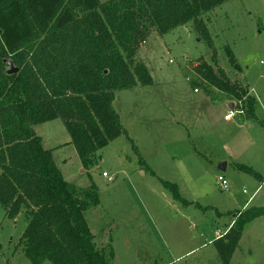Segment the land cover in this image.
Returning <instances> with one entry per match:
<instances>
[{
    "label": "rangeland",
    "instance_id": "1",
    "mask_svg": "<svg viewBox=\"0 0 264 264\" xmlns=\"http://www.w3.org/2000/svg\"><path fill=\"white\" fill-rule=\"evenodd\" d=\"M203 17L219 66L254 96L264 124V0H229ZM227 47L240 70L230 62ZM136 48L154 82L117 92L114 106L131 141L126 135L112 141L99 151V163L83 171L77 150L65 143L71 135L62 119L38 124L36 131L45 135L46 146L48 140L64 143L56 160L72 186L86 189L92 181L99 186L100 204L85 216L98 246L114 252L110 264H224L209 241L220 239L217 231L231 230L243 199L259 185L246 209L264 205V180L259 183L235 164L264 176V125L252 118L224 121L230 102L245 109L247 99L219 91L196 73L204 61L216 66L213 49L194 23L164 36L152 28ZM246 109L240 121L249 118ZM224 155L230 156L224 160L231 189L222 191L216 170ZM160 179L179 184L182 196L199 204L186 208ZM26 226L24 211L9 219L0 206V264H33L20 244ZM241 238L229 264H264V217L247 225Z\"/></svg>",
    "mask_w": 264,
    "mask_h": 264
},
{
    "label": "trees",
    "instance_id": "2",
    "mask_svg": "<svg viewBox=\"0 0 264 264\" xmlns=\"http://www.w3.org/2000/svg\"><path fill=\"white\" fill-rule=\"evenodd\" d=\"M227 1L0 0V206L9 219L24 211L27 226L20 244L30 262L110 264L114 257L95 242L85 216L100 204L99 186L93 181L86 189L72 186L34 126L62 119L87 171L112 141L122 135L131 141L114 101L119 91L153 84L136 48L152 28L164 36L194 23L213 49L216 66L204 61L196 73L240 101L246 96L249 118L258 120L254 96L219 66L203 17ZM226 52L240 70L231 48ZM9 62L16 73L9 74ZM237 168L262 179L248 165ZM160 182L174 200L192 204L178 184ZM262 216L264 205L245 209L214 242L224 264L233 258L246 226Z\"/></svg>",
    "mask_w": 264,
    "mask_h": 264
},
{
    "label": "crops",
    "instance_id": "3",
    "mask_svg": "<svg viewBox=\"0 0 264 264\" xmlns=\"http://www.w3.org/2000/svg\"><path fill=\"white\" fill-rule=\"evenodd\" d=\"M235 105V103L234 102H230L229 103V105H228V107H232V106H234ZM256 106H257V104H256ZM256 108V107H255ZM256 110H257V108H256ZM228 113V111L227 112H225L224 113V116L226 115ZM174 113H172V118H173V121L175 122V123H178L179 122V119L176 117V116H174L173 115ZM224 116H223V119H224ZM256 116H257V118H258V120H256V122L257 123H259V124H261L262 126L264 125L263 124V122H262V120H261V118L259 119V117H258V115L256 114ZM239 118L240 117H236V118H234L232 121H226V120H224L225 122H228V123H232V122H234L235 121V119H237L236 121H238V123H241V122H244V121H247V120H251V118H247L246 120H239ZM55 121V120H54ZM51 122V121H50ZM37 125L36 126H34V131L37 133V134H39V135H41L42 136V138H43V146L45 147V148H47V149H52V150H54V158H55V161H56V163H57V152L59 151V149L61 148V146L64 144V143H62V142H59V143H57V144H53V141L51 142V140H48V145L49 146H46L45 145V143H44V141H45V135L43 134V133H41V132H37L36 131V129H37ZM70 142H71V139L70 140H67L65 143L66 144H70ZM206 152H207V150H205ZM206 155V154H205ZM228 157H230V156H225L224 155V157H221V158H219L220 160H224V158H226V159H228ZM208 158V160H209V162L211 163V165L213 166V160H212V157H207ZM211 158V159H210ZM218 159V160H219ZM228 160H230V159H228ZM228 160H224V161H222V162H219V164H220V167H217V174L218 175H220V174H223V175H225L226 177H227V175H226V173H227V171H228V169H229V167H230V165H229V163H228ZM235 164H236V167H237V164L238 163H236L235 162ZM250 167H252V166H250ZM252 168H254V167H252ZM83 171H85V169H82ZM257 171V170H256ZM156 172V171H155ZM258 172V171H257ZM259 173V172H258ZM260 174V173H259ZM261 175V174H260ZM262 176V179H261V181H259V183H261L263 180H264V176L263 175H261ZM227 179H228V177H227ZM229 180V179H228ZM179 185V184H178ZM179 187H180V185H179ZM244 188H246L245 186H244ZM243 188V189H244ZM181 189V188H180ZM260 190H261V185H259V186H257V188L255 189V191H254V193L252 194V195H254V199L256 198V196H257V194L260 192ZM245 197V196H244ZM184 198V197H183ZM185 199V198H184ZM189 200V199H188ZM192 204H189L188 206H185V205H183L182 203H180V204H182L183 206H185L186 208H188V207H191L192 205H196L197 203H199V202H195L194 200H189ZM243 201L245 202V204H246V201H245V198L243 199ZM245 204L243 205V207L241 208L242 210L241 211H243V209H244V206H245ZM259 207H260V205H258ZM22 215V214H21ZM24 219H25V221H26V215L24 214ZM26 223H27V221H26ZM209 243H214V241L213 240H210L209 241Z\"/></svg>",
    "mask_w": 264,
    "mask_h": 264
},
{
    "label": "built area",
    "instance_id": "4",
    "mask_svg": "<svg viewBox=\"0 0 264 264\" xmlns=\"http://www.w3.org/2000/svg\"><path fill=\"white\" fill-rule=\"evenodd\" d=\"M244 113H245V109H243L242 105L239 106L238 104H235L234 106L229 108L228 113L224 116V120L232 121L234 118L239 117V116H241V114H244ZM103 175L107 177L108 173L104 172ZM217 183H218V185L222 191L231 189V183H229V180L223 174H220L217 176ZM243 193L244 194L248 193L247 188L243 189ZM253 197H254V195H252L250 197L247 195L245 197L246 204L244 206V209H246V207L248 206V203H250L253 200ZM244 209H243V211H244ZM216 235H217L216 239H219V238L224 237L226 234H223V233L220 234L219 231H217Z\"/></svg>",
    "mask_w": 264,
    "mask_h": 264
},
{
    "label": "water",
    "instance_id": "5",
    "mask_svg": "<svg viewBox=\"0 0 264 264\" xmlns=\"http://www.w3.org/2000/svg\"><path fill=\"white\" fill-rule=\"evenodd\" d=\"M9 67H10V70L8 71L9 74H13V73H16L18 71V69L14 67L13 62H9Z\"/></svg>",
    "mask_w": 264,
    "mask_h": 264
}]
</instances>
